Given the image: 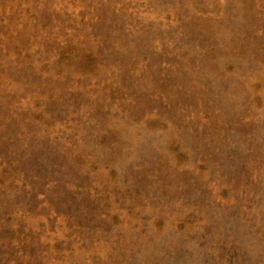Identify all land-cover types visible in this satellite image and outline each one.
Wrapping results in <instances>:
<instances>
[{
	"label": "rangeland",
	"instance_id": "1",
	"mask_svg": "<svg viewBox=\"0 0 264 264\" xmlns=\"http://www.w3.org/2000/svg\"><path fill=\"white\" fill-rule=\"evenodd\" d=\"M0 264H264V0H0Z\"/></svg>",
	"mask_w": 264,
	"mask_h": 264
}]
</instances>
